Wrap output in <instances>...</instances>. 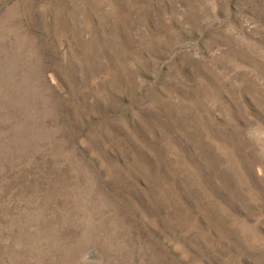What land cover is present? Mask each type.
Here are the masks:
<instances>
[{"label":"rangeland","instance_id":"374dc122","mask_svg":"<svg viewBox=\"0 0 264 264\" xmlns=\"http://www.w3.org/2000/svg\"><path fill=\"white\" fill-rule=\"evenodd\" d=\"M0 264H264V0H0Z\"/></svg>","mask_w":264,"mask_h":264}]
</instances>
